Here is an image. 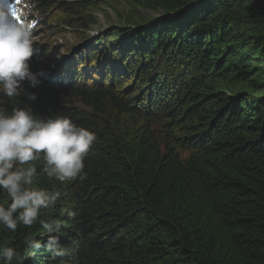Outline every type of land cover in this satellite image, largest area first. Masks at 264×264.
<instances>
[{"label":"trees","instance_id":"trees-1","mask_svg":"<svg viewBox=\"0 0 264 264\" xmlns=\"http://www.w3.org/2000/svg\"><path fill=\"white\" fill-rule=\"evenodd\" d=\"M122 1L158 17L92 37L95 0H27L36 47L75 30L86 54L53 65L39 51L43 82L25 81L38 99L5 107L66 116L97 141L83 182L34 178L61 196L30 227L0 226V249L20 264H264V0ZM40 219L61 221L67 255L28 251L26 237L48 239Z\"/></svg>","mask_w":264,"mask_h":264},{"label":"clouds","instance_id":"clouds-1","mask_svg":"<svg viewBox=\"0 0 264 264\" xmlns=\"http://www.w3.org/2000/svg\"><path fill=\"white\" fill-rule=\"evenodd\" d=\"M21 0H17L19 4ZM27 17L32 6L26 3ZM36 20L22 21L16 13H9L0 0V192L7 199L0 202V226L11 231L18 224L32 226L37 223L43 209L56 204L61 193L34 186V178L46 175L57 181L71 182L87 179L85 160L97 141L95 132L77 125L66 116L42 117L30 107H5V99L12 101L22 94L36 101L38 94L28 93L25 81L31 88L42 84L43 71L33 72L31 60L40 49L33 35ZM43 161L41 172L34 162ZM48 234L46 243L26 237L28 251L35 254L41 247L51 257H64L67 251L60 245V220H39ZM5 264L22 262L21 253L12 247L0 249Z\"/></svg>","mask_w":264,"mask_h":264},{"label":"rangeland","instance_id":"rangeland-1","mask_svg":"<svg viewBox=\"0 0 264 264\" xmlns=\"http://www.w3.org/2000/svg\"><path fill=\"white\" fill-rule=\"evenodd\" d=\"M97 5L102 9V12L96 15V19L93 21L95 25H93L92 32L87 33V35L95 37L98 33H101L103 29H107L109 26L118 27L121 25H128L126 19L128 16L134 15L135 17H139L141 19L152 20L158 17L157 14L146 12V11H131V9L122 1V0H95ZM3 4L5 9L7 10V6L9 5L7 0H3ZM25 5L18 9V12H27ZM51 13V10H50ZM45 18V17H42ZM88 19H92L87 17ZM81 34V32H80ZM80 34H78L75 30H64L59 33V37H52L50 40H45L39 54V59L42 61L50 60L52 64L59 59H61L65 64H71V57L67 56L70 54V51L73 52V55L84 57L86 53L79 54L82 52L86 46L87 42H82L80 39ZM55 38V39H53ZM74 49V50H73ZM77 51V52H74ZM66 57V58H65ZM53 67V66H52ZM51 67V68H52ZM50 68V71L52 70ZM88 113H93L94 111L85 110ZM164 129H168L164 127Z\"/></svg>","mask_w":264,"mask_h":264}]
</instances>
